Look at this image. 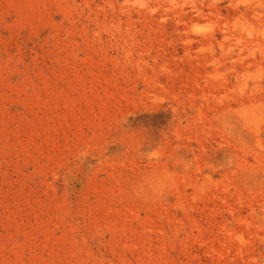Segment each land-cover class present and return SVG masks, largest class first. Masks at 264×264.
<instances>
[{
    "label": "rangeland",
    "instance_id": "374dc122",
    "mask_svg": "<svg viewBox=\"0 0 264 264\" xmlns=\"http://www.w3.org/2000/svg\"><path fill=\"white\" fill-rule=\"evenodd\" d=\"M0 264H264V0H0Z\"/></svg>",
    "mask_w": 264,
    "mask_h": 264
}]
</instances>
